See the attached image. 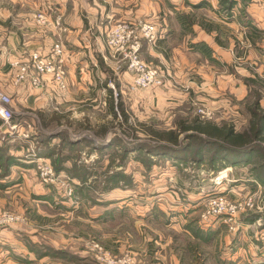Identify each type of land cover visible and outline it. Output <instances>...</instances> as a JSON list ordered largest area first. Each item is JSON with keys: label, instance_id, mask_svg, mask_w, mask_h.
Returning <instances> with one entry per match:
<instances>
[{"label": "crops", "instance_id": "1", "mask_svg": "<svg viewBox=\"0 0 264 264\" xmlns=\"http://www.w3.org/2000/svg\"><path fill=\"white\" fill-rule=\"evenodd\" d=\"M202 1L0 0V91L13 100L12 109L20 119L13 124L20 127L25 120L21 113L28 110L50 118L63 117L62 103L83 101V98L102 101L101 94L107 98L109 95L104 92L113 94L115 89L120 92L121 100L136 112L140 122L171 124L175 118L185 119L201 111V119L207 117L218 125H236L238 117L247 123L250 116L246 105L254 100L255 93L261 95L260 105L264 108V0H252L245 9L239 1L226 15L217 13L219 0H206L207 8L217 11L211 10L210 15L214 17H178L192 12V5ZM202 10L205 8L197 12L203 14ZM40 13L50 20L61 17L64 31L39 25L36 17ZM187 18H192L190 28L185 25ZM140 22L156 26L158 39L152 45L144 41L141 58L160 71L165 82L162 87L134 94L129 90L133 74L121 64V56L109 49L106 39L115 24L138 25ZM58 42L65 52L66 91L59 90L49 75L44 77L41 88H34L31 80L15 84L16 62L27 63L34 53L48 56ZM241 48L243 52L239 53ZM110 74L115 77L113 80ZM218 113L221 115L216 119ZM2 126L5 127V123ZM235 127L238 132L245 129ZM171 162L167 164L172 165ZM31 165L35 166L33 162L22 161L13 167L12 174L5 179L4 184L8 186L2 192H17L19 184L11 182L18 177L26 183L27 191L39 194L40 186H34L36 179L28 178L34 170L29 168ZM166 173L168 182L177 179L172 170ZM17 181L15 183H20ZM171 191L166 197L175 202ZM118 192L121 191L116 189V195L112 194L118 196L116 199H97L98 203L92 206L82 199L86 209L79 207L76 217L59 218L62 222L57 227L45 225L53 230L51 235H48L49 230L33 222H19L0 229V264H100L86 246L93 238L114 254L132 251L140 259L158 264H183L185 249L194 241L187 230L189 218L196 215L192 220L203 229L198 222L203 202L171 210L162 203L140 201L145 197L136 200L131 195L119 196L122 193ZM182 192V196L193 199V191ZM51 194L49 190L42 193L40 216L47 217L49 212L52 213L49 216L56 217L61 214L62 206H68L59 202L62 204L59 207ZM161 194L159 197L163 196ZM156 209H159V217ZM109 213H112L111 219L107 217ZM208 230L215 231V228ZM174 234L178 237L176 241ZM24 239L69 251L76 258L37 257L29 252Z\"/></svg>", "mask_w": 264, "mask_h": 264}, {"label": "rangeland", "instance_id": "2", "mask_svg": "<svg viewBox=\"0 0 264 264\" xmlns=\"http://www.w3.org/2000/svg\"><path fill=\"white\" fill-rule=\"evenodd\" d=\"M245 2H241L243 9H245V5L247 4H245ZM189 3L190 2H188V4ZM205 10H202L203 14L197 12V10H192L187 16L214 17L210 15L213 9L205 8ZM213 12L217 11L214 10ZM242 16L244 17L245 15L242 14ZM238 52L242 53L243 48ZM119 60L121 64H124V67H126V63L120 58ZM109 77L112 80L115 78L112 74H110ZM104 93H108L109 97L105 98V96L101 94L102 101L98 99L96 102H92L83 98V101L62 103L60 108L64 111L63 115L65 116L63 117L50 118L44 115L41 116L39 112L34 110V112L28 110L21 113L23 117L25 116V120L18 129L13 130L10 127L6 128L8 125L0 127V147H4V153L14 156L19 160L20 164L22 161L28 163L33 162L35 166L31 165L32 167L29 168H33L34 170L30 174L32 176H28V178L36 179V181L34 180V182H36L34 186H40L39 191H37L39 194L30 193L27 191L28 188H26V183L16 177L14 178V183H11L16 185L19 184L17 186V192L10 194L2 192L3 186H8V184H4L7 178L6 176L4 177L6 171L3 167H0V211L20 215L23 217L24 223H37L43 229L49 230L45 228L46 224L49 227H57L60 225V222H62L58 220L59 218H74L78 214L77 211L79 207L84 210L86 209L81 201L83 198L76 195L77 188L83 185L79 179L72 178L66 172L57 173L51 159L39 156L38 153L42 148L39 144L40 140L45 139L47 136L62 132L74 142L90 140L96 145L104 144L106 146H108L114 138L129 143L137 142L139 139L144 142H150V139L140 130V123L148 126L155 125L160 130H171L170 128L173 127V129H175L177 122L181 120L175 118L171 124L159 121L144 122L141 120L142 122H140L136 116V112L132 110L130 105L122 101L126 111H128L127 115L130 118L128 126H123V118L121 115L119 114V118L115 119L110 109L112 100H115V104H117L119 99H121L120 92L115 89L113 90V94H110L109 91ZM13 114L14 117L12 122L14 121L16 123L20 119L18 115L15 114L14 110ZM196 114L203 116L201 111H197ZM196 114L194 112L191 113L188 120H192ZM219 115L221 114L218 113V115H215L216 119H218ZM203 120L209 121L207 117ZM11 124L12 126L18 125ZM30 125L32 128H29ZM236 126L239 129L246 128L248 122L245 123L241 117H238ZM128 127H132L138 130V132L133 136L130 131L127 130ZM24 134L28 135V137H24ZM183 137L184 135L181 139H183ZM61 145V139L59 138H55L51 141V146L55 147L60 158L65 157V155L72 158L71 161L66 163L68 167H72L74 163H77L79 166L77 167L78 173H81L83 179L84 177L87 178L86 187L91 194L89 198L96 199L97 203L99 199H116L118 197L114 196L116 195V193L114 194L116 189L121 191L118 193H122L119 196L128 197L131 195L130 197H135L134 199L136 200H140V197H145V200L140 201H146V203L150 201L162 203L167 206V209L171 210L185 209L188 204L196 206L197 203V205H199V203H202L207 197L206 194L211 191L215 193H227L231 189L249 188L251 185H255L250 188L253 192L260 186L261 193L258 195L264 197V185L260 184L255 179L256 173L252 170V166L222 167V163H217L216 167H213L209 162V153L200 154L198 149L194 147L192 153L194 155L198 152V157H203L204 159L202 163L192 162L191 156L188 157L186 161L177 162L174 159L165 158L163 156L156 157L149 156L144 152H131L124 160V164H122V155L124 156V153L123 150L118 147L108 148L106 151L100 153L98 151H91L89 148L83 146L78 150L63 149ZM77 155H79L80 159ZM40 160L45 162L48 161L46 164L50 165L56 177L54 182L46 184L43 181L42 171L38 168ZM170 161H172V165L167 164V162ZM256 163H260V161ZM12 168L10 170V175L12 174ZM120 170L126 173V177H122V174L118 178L115 177L116 172ZM167 170H172V174L175 173L177 179L168 182ZM109 177H111V179H107ZM16 181L20 183H15ZM6 188L7 187H5V189ZM47 190L52 192L51 195L55 196V200L58 202L59 207L62 206L59 202H64L68 205L62 206L63 208L59 209L61 214L56 217L49 216L52 214L49 212L47 213L49 217L40 216V214H38V209L42 208L39 199L42 198V193ZM158 190H160V192H157ZM169 190L174 192L173 194L177 201L174 202L172 199L169 200L166 197H169ZM183 190L193 191L195 193L192 194L193 199L182 196ZM70 191L71 195H69ZM160 193H162V197H159L158 194ZM138 197L139 199H137ZM89 205L92 206L93 204ZM52 210L55 209L52 208ZM156 210L159 212V209ZM197 210L198 208L194 209V211ZM67 211H70V217L67 216ZM251 215L260 216L255 222H247L246 219L248 217L250 218ZM194 218H196V215L189 219L192 220ZM156 223L158 225L161 224L160 221ZM233 226L234 229L226 224L220 223L212 227L215 228V231H218V234L214 241H212L211 246L201 247V254L196 261L197 264H264V209L242 214L238 222ZM51 233L54 232L50 228L48 235H51ZM182 241L184 242L183 239H181V242ZM203 252L206 253V255H203ZM229 255L231 258L228 257ZM232 255L234 260L232 259ZM188 257L189 255H187V253L183 256L184 259ZM228 260H230V262ZM187 261H189L190 264H196L191 259ZM187 261H185L184 264H187Z\"/></svg>", "mask_w": 264, "mask_h": 264}, {"label": "trees", "instance_id": "3", "mask_svg": "<svg viewBox=\"0 0 264 264\" xmlns=\"http://www.w3.org/2000/svg\"><path fill=\"white\" fill-rule=\"evenodd\" d=\"M239 1H246L245 4H248L251 3L252 0H219V10L217 13L230 14ZM247 4L245 6H247ZM208 5L209 3L204 0L196 5H192V8L198 10L207 8ZM244 13H246V10H244ZM178 17L189 16L179 15ZM192 23V18H187L185 21L187 28H190ZM124 68H127V66ZM260 99L261 95L257 92L255 93L254 100L246 105V110L250 117L248 126L242 132L236 131V125L233 123L218 125L212 121L203 120L200 115H196L192 120H188L189 118L181 119L177 122L176 128L171 130H160L155 125L148 126L140 123V130L145 133L150 139V142H144L139 139L137 142L129 143L114 138L108 146L104 144L96 145L90 140L74 142L70 140L66 134L61 132L40 140L39 144L42 148L38 154L40 157L51 159L57 173L66 172L72 178L79 179L83 185L77 188L76 195L86 201L92 202L91 204L93 205L97 204V202L96 199L89 198L91 194L86 187L87 178L84 177L83 179L81 173H78L77 167L79 166L77 163H74L72 167L66 165L67 162L72 160L70 156L68 157L65 155V157H59V153L56 152L55 147L51 146V141L53 139H61V146L63 149L69 150H78L83 146L89 148L91 151H98L101 153L108 148H121L124 153V156L122 155V164H124V160L131 152H144L149 156L156 157L163 156L165 158L174 159L177 162L186 161L187 158L191 156L192 162L202 163L204 159L203 157H198V152L193 155L192 149L194 147L198 149L200 154L209 153V162L213 167H216L217 163H222V167L252 166V170L256 173L255 179L260 184L264 185V108L260 105ZM110 109L115 119L119 118V114L121 115L123 118V126L127 127L130 118L127 115L122 100L119 99L117 104H115V100H112ZM12 123L15 122L13 121ZM3 124L4 122L0 119V127ZM127 130H129L133 136L138 132V130L132 127H128ZM183 135L184 137L181 139ZM4 150V147H0V167H3L6 171L4 177H8L11 168L20 165V163L19 160L11 154L6 155ZM77 156L79 157V155ZM257 161H260V163H256ZM121 174L122 177H126V173L123 170L117 171L115 177L118 178ZM107 179H111V177ZM5 187H7V185L3 186V188ZM159 214L160 213L157 211L156 216L159 217ZM259 216L260 215H251L250 218L248 217L246 220L247 222H255ZM107 217L111 219L112 213H109ZM187 230L194 237V241H191V243L189 242L185 249L189 257L183 258V264L189 259L195 263L196 256L201 254V247L211 246L212 241H214L218 234V231H206L201 229L195 220H191L188 223ZM174 237L175 241L178 240L175 234ZM24 241L29 252L35 254L37 257L70 260L76 258L71 252L56 249L48 244H35L29 239H24ZM202 254L206 255L204 252ZM187 262V264H190L189 261Z\"/></svg>", "mask_w": 264, "mask_h": 264}, {"label": "built area", "instance_id": "4", "mask_svg": "<svg viewBox=\"0 0 264 264\" xmlns=\"http://www.w3.org/2000/svg\"><path fill=\"white\" fill-rule=\"evenodd\" d=\"M36 19L41 26H54L59 31H64L61 17L50 20V17L40 13ZM157 39L156 26L145 22H140L138 25L117 23L108 32L107 46L115 54L121 56V60L126 63L127 70L133 74V81L129 85L131 93L136 94L164 85L165 80L160 71L150 67L141 58L144 41L152 45L156 43ZM64 55L63 45L58 42L54 44L48 56L34 53L31 55L29 62H16L14 66L18 71L15 76V84L31 80L34 88H41L44 77L49 75L59 90L66 91L68 83ZM12 103V98L0 91V119L5 125H8L6 128L10 127L15 130L19 126H12L11 124L14 117ZM29 128H32L31 125ZM24 137H28V135L24 134ZM47 162L40 160V163H38V168L42 171L43 181L46 184L54 182L56 178L53 169L49 164H46ZM253 186L255 185H251L249 188L244 187L243 189L234 188L227 193L208 192L198 216V222L201 227L204 230H208L217 224L223 223L234 229L233 225L238 222L242 214L263 210L264 197L258 195L261 193V187L258 186L257 190L253 192L250 190ZM69 195H71V191ZM19 222H24L22 216L0 211V229L10 227ZM86 246L100 264H158L147 259H140L132 251L114 254L97 239L87 241Z\"/></svg>", "mask_w": 264, "mask_h": 264}]
</instances>
